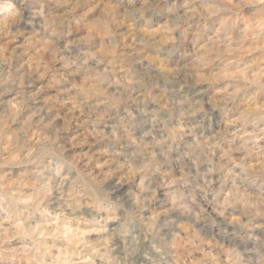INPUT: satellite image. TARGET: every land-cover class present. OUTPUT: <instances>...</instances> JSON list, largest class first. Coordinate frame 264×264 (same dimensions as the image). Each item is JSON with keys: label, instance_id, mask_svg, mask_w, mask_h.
<instances>
[{"label": "clouds", "instance_id": "obj_1", "mask_svg": "<svg viewBox=\"0 0 264 264\" xmlns=\"http://www.w3.org/2000/svg\"><path fill=\"white\" fill-rule=\"evenodd\" d=\"M0 264H264V0H0Z\"/></svg>", "mask_w": 264, "mask_h": 264}]
</instances>
